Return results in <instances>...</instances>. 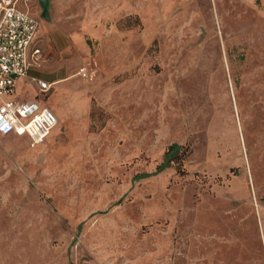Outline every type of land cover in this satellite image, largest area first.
I'll return each instance as SVG.
<instances>
[{"label": "rangeland", "instance_id": "374dc122", "mask_svg": "<svg viewBox=\"0 0 264 264\" xmlns=\"http://www.w3.org/2000/svg\"><path fill=\"white\" fill-rule=\"evenodd\" d=\"M46 9L86 51L41 95L58 117L42 141L0 134V264H264L245 204L264 170V0ZM170 142L180 165L133 177Z\"/></svg>", "mask_w": 264, "mask_h": 264}, {"label": "built area", "instance_id": "2783aa9c", "mask_svg": "<svg viewBox=\"0 0 264 264\" xmlns=\"http://www.w3.org/2000/svg\"><path fill=\"white\" fill-rule=\"evenodd\" d=\"M19 1L0 0V134L11 132L36 144L49 133L57 117L47 106L40 105L35 96L25 100L10 97L18 77L34 83L38 97L50 85L46 79L28 72L40 56L39 47L32 44L37 35V18L19 8ZM77 72L85 78L92 74L86 65H81Z\"/></svg>", "mask_w": 264, "mask_h": 264}, {"label": "crops", "instance_id": "0c3cea01", "mask_svg": "<svg viewBox=\"0 0 264 264\" xmlns=\"http://www.w3.org/2000/svg\"><path fill=\"white\" fill-rule=\"evenodd\" d=\"M28 4L29 6L27 3L26 6H18L21 9H27L37 18V35L32 44L40 49L39 58L31 64L28 72L50 82L49 87L43 92V94H47L53 82L64 79L76 69L81 62L82 54L86 51L85 43L69 30L61 26L58 27L54 22L40 19L41 9L38 3L34 4L32 0H29ZM15 80L14 92L10 94V97L25 100L35 96L40 105L47 106L55 114L56 105L54 103L50 105L42 103V96L35 95L37 89L34 83L28 81L26 77H18ZM250 178L252 179L251 175ZM256 179L255 182L252 179L251 195L245 204L249 206L248 214L252 238L256 240L264 253V170L256 171ZM240 221H237L235 226L237 234L241 231Z\"/></svg>", "mask_w": 264, "mask_h": 264}, {"label": "trees", "instance_id": "16d2710c", "mask_svg": "<svg viewBox=\"0 0 264 264\" xmlns=\"http://www.w3.org/2000/svg\"><path fill=\"white\" fill-rule=\"evenodd\" d=\"M181 146H179L176 142H170L167 144L166 149L163 151L161 160L157 163L155 166V169L150 170V172H138L133 174V177H142L146 176L152 172L158 171L167 164H171L172 162H175L177 164H181V152H180Z\"/></svg>", "mask_w": 264, "mask_h": 264}, {"label": "water", "instance_id": "95a60500", "mask_svg": "<svg viewBox=\"0 0 264 264\" xmlns=\"http://www.w3.org/2000/svg\"><path fill=\"white\" fill-rule=\"evenodd\" d=\"M37 1L41 9L40 15L46 16L47 15V9H46L47 0H37Z\"/></svg>", "mask_w": 264, "mask_h": 264}]
</instances>
